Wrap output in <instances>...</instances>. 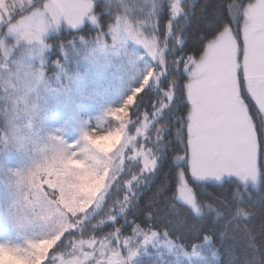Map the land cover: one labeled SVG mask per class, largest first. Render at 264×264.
<instances>
[{
	"label": "snow or ice",
	"instance_id": "snow-or-ice-1",
	"mask_svg": "<svg viewBox=\"0 0 264 264\" xmlns=\"http://www.w3.org/2000/svg\"><path fill=\"white\" fill-rule=\"evenodd\" d=\"M188 3L186 9L184 0H145L147 6L134 8L113 7V0H24L20 6L12 0L11 7L0 11V38L13 44L10 56L0 59V144L5 148L24 150L33 145L49 114L71 99V85L78 84L73 68L89 37L92 44L99 41L113 54L134 42L158 62L143 75L136 87L140 91L132 90L133 102L107 113L115 127L106 131L89 128L71 142L58 132L50 134L29 168L9 170L15 177L14 187L0 220L13 229L21 228L24 221L49 228L40 238L28 240L24 248L0 244L4 259H23L27 264H169L175 253L191 260L203 252L206 258L201 264H216L211 257L218 250L207 232L189 244L169 236L167 229L146 224H137L131 235L119 228L99 236L83 230L87 213L100 206L127 161H137L141 167L124 182L129 191L118 201L121 211L134 195L133 182L155 171L165 152L167 125L156 127L151 137L148 129L181 93L189 108L181 118L186 133L183 150L173 156L178 165L173 198L198 218L215 205L196 198L188 177L214 180L227 188L226 179L256 182L264 174V0H217L199 32L196 49L169 58V50L175 53L184 47L194 0ZM165 5L168 19L160 36L159 18ZM38 24L45 39L54 43L40 50L39 72L21 74L13 63L19 52L16 38L33 32ZM95 67L102 70L104 66ZM164 76L169 79L167 87L160 88L163 98L158 107L151 116L143 115L139 130L130 132V109L137 95L150 81L159 86ZM89 98V94H81V99ZM113 137L116 143L104 147ZM149 139L153 146H148ZM181 164H186L187 172ZM101 178L99 193L90 195L84 190L89 181ZM243 215L247 217V213Z\"/></svg>",
	"mask_w": 264,
	"mask_h": 264
},
{
	"label": "trees",
	"instance_id": "trees-1",
	"mask_svg": "<svg viewBox=\"0 0 264 264\" xmlns=\"http://www.w3.org/2000/svg\"><path fill=\"white\" fill-rule=\"evenodd\" d=\"M216 4L217 0H209L207 4L205 0H194L185 27L187 38L184 47L182 51L177 49L175 53L169 50L166 53L169 58L196 49L199 32L210 19ZM141 5L147 6L145 0H123L122 4L119 0H113L112 6L134 8ZM184 7L189 8L188 0H184ZM104 19L102 16L101 20ZM167 19L168 8L165 5L159 18L160 36L164 34ZM67 36L65 31L64 37ZM91 40L92 37H89V42ZM45 43L50 45L54 41L45 40ZM7 44L0 38V59L1 46ZM168 79V76L161 77L159 86L147 85L144 91L137 95L136 102L130 109L132 121L128 126L130 132L139 126L145 113L151 116L158 107V102L163 98L160 88L167 87ZM154 101L157 103L154 104ZM188 108L187 99L182 93L178 94L148 129V136L151 137L156 127L167 125L163 140L166 144L165 152L160 156L154 172L146 173L138 183L133 182L131 191L134 195L130 197L125 209L120 210L118 201H122L123 195L129 191L124 182L139 172L141 164L137 161L126 162L125 170L110 186L100 206L95 211L87 213L83 230L85 234L92 232L99 236L119 228L121 233L131 235L137 224H146L161 231L167 229L169 236L179 237L182 243L189 244L202 239V233L207 232L213 236L219 254V264H264V174L260 175L255 186L244 184L235 178L226 179L223 184L228 185L227 188L216 181H198L188 177L189 183L195 188L196 198L215 205L214 210L206 208L198 218L192 215L186 204L173 198L178 167L173 161V156L183 150L181 141L186 133L181 127L183 123L181 118L186 115ZM253 109L255 110V105ZM86 120L87 129L95 127L99 131H106L116 126V122L110 118L103 123H98L92 117ZM147 144L153 146L154 141L149 139ZM179 166L184 167L187 172L186 164ZM243 213H247L246 218ZM193 222L196 224L195 228L192 227ZM60 254H64V250H61Z\"/></svg>",
	"mask_w": 264,
	"mask_h": 264
},
{
	"label": "rangeland",
	"instance_id": "rangeland-1",
	"mask_svg": "<svg viewBox=\"0 0 264 264\" xmlns=\"http://www.w3.org/2000/svg\"><path fill=\"white\" fill-rule=\"evenodd\" d=\"M15 2L16 6H20L24 0H15ZM11 6L12 0H7V2L0 0V11ZM45 35L44 32H41L38 24L33 32L21 33L17 36L15 45L19 46V52L13 63L21 74L39 72L40 50L49 46L45 43ZM12 49L13 44L11 43L2 45L1 58L10 56ZM79 50L77 48V51ZM157 63L142 46L134 42H129L124 50L113 54L106 51L99 41L95 45L90 41L82 53L80 52V61L73 68L72 74L77 78L78 84L71 85L73 89V92L70 93L71 99L49 114L42 125L40 136L35 138V143L24 150L5 148L0 144V214L8 210V195L11 188L14 187L15 177L11 175L10 169L26 170L29 168L39 157L37 149L47 143V137L50 134L58 132L69 142L76 141L82 132L87 130L88 121L86 118L92 117L98 123H103L109 119L107 113L111 109L122 104L132 103L133 96L130 95L132 90L140 85L143 75L150 67H157ZM97 64L104 66L102 70L95 67ZM148 75L151 76L152 73ZM144 79L147 83L148 77ZM150 84L156 85V82L150 81L148 85ZM139 90L140 88H136L135 91ZM82 93L89 94L90 98L81 99ZM41 103L44 102L41 101ZM2 107L3 104H0V108ZM137 128L139 130L140 125ZM116 140V137L110 138L105 142L104 147H111L116 143ZM232 178L239 180L236 177ZM239 181L251 186H255L258 182V180L256 182ZM101 184L102 178L89 181L84 190L90 195H96L101 190ZM96 209H90L89 212ZM48 228V225H30L24 221L21 228L13 229L5 226L0 220V244L24 248L28 240L40 238L47 233ZM156 247L158 248L160 245H156ZM207 255L211 256L210 253ZM204 258L206 256L203 252L200 257L191 260L181 253H175L169 264H193V261L195 264H201ZM211 258L216 264H219L218 251L216 256ZM0 264H27V262L23 259L6 260L3 253H0Z\"/></svg>",
	"mask_w": 264,
	"mask_h": 264
}]
</instances>
